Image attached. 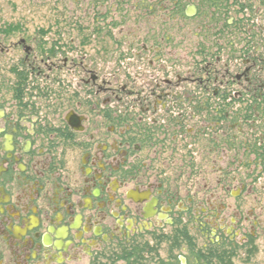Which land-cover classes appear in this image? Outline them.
Segmentation results:
<instances>
[{
	"label": "flooded vegetation",
	"instance_id": "flooded-vegetation-1",
	"mask_svg": "<svg viewBox=\"0 0 264 264\" xmlns=\"http://www.w3.org/2000/svg\"><path fill=\"white\" fill-rule=\"evenodd\" d=\"M75 3L56 39H0V264H99L143 238L176 264L253 262L264 0Z\"/></svg>",
	"mask_w": 264,
	"mask_h": 264
},
{
	"label": "rangeland",
	"instance_id": "rangeland-1",
	"mask_svg": "<svg viewBox=\"0 0 264 264\" xmlns=\"http://www.w3.org/2000/svg\"><path fill=\"white\" fill-rule=\"evenodd\" d=\"M75 2L76 0H0V39L5 37L7 43L19 42L21 39L41 40L45 33L40 29L47 26L52 29L45 31L49 34L46 37L56 39L59 37L57 23L63 22L64 15L75 9ZM5 29L10 30L5 33ZM136 249L140 251L136 254L137 258L126 263L123 258L135 254ZM179 255L178 249L172 250L167 244L159 248L145 247L143 238L131 247L118 248L104 256L99 264H176ZM242 264H264V254L251 263Z\"/></svg>",
	"mask_w": 264,
	"mask_h": 264
},
{
	"label": "trees",
	"instance_id": "trees-1",
	"mask_svg": "<svg viewBox=\"0 0 264 264\" xmlns=\"http://www.w3.org/2000/svg\"><path fill=\"white\" fill-rule=\"evenodd\" d=\"M137 253H140V251L138 249L135 250V254H129L127 257L123 258L124 260H126V263H130L132 261V258L136 259L137 258Z\"/></svg>",
	"mask_w": 264,
	"mask_h": 264
}]
</instances>
